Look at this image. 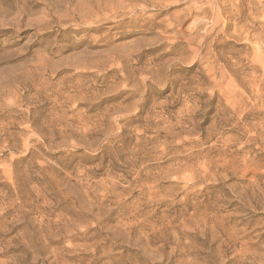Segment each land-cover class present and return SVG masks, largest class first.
<instances>
[{
  "label": "rangeland",
  "instance_id": "374dc122",
  "mask_svg": "<svg viewBox=\"0 0 264 264\" xmlns=\"http://www.w3.org/2000/svg\"><path fill=\"white\" fill-rule=\"evenodd\" d=\"M0 264H264V0H0Z\"/></svg>",
  "mask_w": 264,
  "mask_h": 264
}]
</instances>
